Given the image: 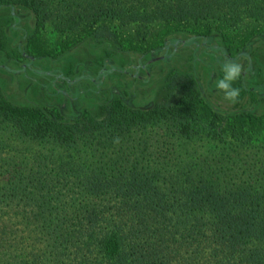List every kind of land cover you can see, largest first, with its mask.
<instances>
[{
	"label": "trees",
	"instance_id": "16d2710c",
	"mask_svg": "<svg viewBox=\"0 0 264 264\" xmlns=\"http://www.w3.org/2000/svg\"><path fill=\"white\" fill-rule=\"evenodd\" d=\"M12 6L30 9L37 29L50 22L63 34L58 52L98 34L118 51L142 56L162 51L161 60H169L179 46L201 38L209 41L210 51L232 60L249 53L253 32L264 33V0H0V7ZM237 23L248 24L238 29ZM35 53L49 55L45 49ZM238 77L242 86L243 75ZM242 90L250 91L247 86ZM101 110L100 118L84 112L66 119L55 105L17 104L0 88V122L29 142L68 148L80 141L113 144L119 136L122 145L131 128L163 122L182 134L202 131L217 140L264 143V112L216 109L192 71H174L168 91L145 107L112 92ZM262 148L218 151L219 164L207 165L200 175L163 171L136 157L128 161L117 149L110 165L59 162L58 180L75 179L59 183L72 197L70 215L55 204L58 197L52 201L41 195L45 179L39 181V170L26 176L16 171L8 177L17 176L19 182L0 185V204L18 195H40L33 216L24 219L44 244L34 249L31 242L25 255L13 258L0 253V264H264V144ZM32 157L37 164L47 158Z\"/></svg>",
	"mask_w": 264,
	"mask_h": 264
},
{
	"label": "rangeland",
	"instance_id": "374dc122",
	"mask_svg": "<svg viewBox=\"0 0 264 264\" xmlns=\"http://www.w3.org/2000/svg\"><path fill=\"white\" fill-rule=\"evenodd\" d=\"M246 24L237 23V27L242 29ZM213 35L217 41L218 33ZM252 35L249 50L244 49L249 53L232 60H225L219 52L210 51L209 41L201 38L195 43L179 46L169 60H161L162 51L154 56L118 51L110 40L98 34L58 52L59 42L63 45V34L57 32L50 22L37 29L30 9L24 6L0 7V88L9 100L17 104L55 105L66 119H78L84 112L100 118L101 105L112 92L133 106L145 107L160 100L168 91L169 78L174 71H192L197 75L205 99L216 109L222 112L253 109L263 113L264 33L259 29ZM36 49L48 50L49 55L37 56ZM147 63L150 65L144 67ZM231 65L239 66V74L245 81L242 86H247L249 92L241 91L238 76L230 81L226 79L232 71ZM220 81L221 88L218 86ZM228 84V91L239 89L235 102L225 98L226 91L222 88ZM123 136L122 145L119 143L121 138L117 136L113 144L103 140L99 144L95 140L89 143L80 141L66 148L29 142L0 122V185L7 180L5 184L10 183L8 188L19 182L17 176L8 177L16 171L26 176L39 170V181L45 179L41 181L44 185L41 195L53 197L52 201L58 197L55 204L64 209V214L70 215L72 197L66 196L67 188H61L60 184H71L75 179L58 180L61 178L54 173L59 162L71 160L84 167L105 165L106 162L110 165L111 158H117L114 154L117 149L128 161H134L136 157L138 162L156 165L160 170L164 168L163 171L180 174L189 170L200 175L207 165L219 164L215 157L218 151H263L264 144L262 140L249 144H238L228 138L217 140L202 131L182 134L176 125L163 122L131 128ZM34 154L41 159L47 156L45 164L32 162ZM3 176L7 177L3 179ZM27 183L29 181L25 180V186H29ZM53 188V193L46 192ZM72 195L78 197L77 194ZM39 197L38 194L32 197L18 195L8 203L0 204V237L5 242L0 253L7 251L6 256L13 258L21 252L25 255L33 245L34 249H40V244H44L38 240L37 232L25 225L24 219L33 216L36 210L33 202ZM79 197L82 199L80 194ZM89 199L95 200V197L89 196Z\"/></svg>",
	"mask_w": 264,
	"mask_h": 264
},
{
	"label": "clouds",
	"instance_id": "9594fccd",
	"mask_svg": "<svg viewBox=\"0 0 264 264\" xmlns=\"http://www.w3.org/2000/svg\"><path fill=\"white\" fill-rule=\"evenodd\" d=\"M231 67H232L231 73H229L226 76V79H228L229 81L235 79L239 75V72H240V68L238 65H231ZM221 84H222V81H220L218 85L220 88H221ZM229 88H230V84L222 88L226 91L225 98L228 100H231L232 102H235L237 97L239 96V89H231L230 91H228Z\"/></svg>",
	"mask_w": 264,
	"mask_h": 264
}]
</instances>
